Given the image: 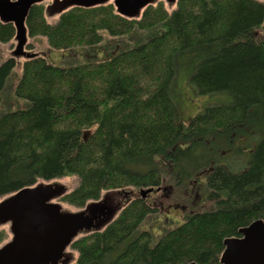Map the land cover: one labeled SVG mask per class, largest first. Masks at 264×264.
<instances>
[{
	"label": "trees",
	"instance_id": "16d2710c",
	"mask_svg": "<svg viewBox=\"0 0 264 264\" xmlns=\"http://www.w3.org/2000/svg\"><path fill=\"white\" fill-rule=\"evenodd\" d=\"M25 24L55 50L126 38L107 58L25 59L18 106L0 113V196L75 175L63 202L82 207L107 190L120 202L105 228L72 240L68 264H220L225 238L264 221V2L157 0L137 18L107 2L72 6L55 22L40 3ZM14 32L0 21V42ZM15 66L0 62V101ZM183 67L199 93L220 96L187 123L171 97ZM181 198L179 209H192L179 224L157 238L142 228L163 200L175 209Z\"/></svg>",
	"mask_w": 264,
	"mask_h": 264
},
{
	"label": "water",
	"instance_id": "95a60500",
	"mask_svg": "<svg viewBox=\"0 0 264 264\" xmlns=\"http://www.w3.org/2000/svg\"><path fill=\"white\" fill-rule=\"evenodd\" d=\"M43 0H0V21L15 28V57L30 58L25 51L27 28L25 20L32 5ZM112 1L115 11L127 18H137L142 9L157 0H52L46 6L54 13L72 7H92ZM169 7L176 0H164ZM152 188L140 189L142 198ZM58 182L24 187L0 201V225L9 223L11 238L0 246V264H67L73 258L66 251L72 239L81 231L101 230L116 215L120 204L113 191L105 192L98 200L86 203L83 209L69 211L55 197L65 193ZM239 236L223 240L220 264H264V221L256 219L239 229ZM187 264H196L189 262Z\"/></svg>",
	"mask_w": 264,
	"mask_h": 264
},
{
	"label": "rangeland",
	"instance_id": "374dc122",
	"mask_svg": "<svg viewBox=\"0 0 264 264\" xmlns=\"http://www.w3.org/2000/svg\"><path fill=\"white\" fill-rule=\"evenodd\" d=\"M260 1L264 2V0ZM42 3L44 6H46L51 4L52 0H44ZM55 7L48 10L50 14L46 17V19L49 22H55L58 18L57 13H54ZM125 42L126 38L124 39L122 37L117 38L104 35L101 42L93 48H83L84 50L77 51L70 48L55 50L50 48L44 36L38 35L31 37L28 35L26 41L27 45L24 47V50L37 53L42 56L44 55L52 64L64 66L75 61H89L98 58H107L108 56H111L113 53H115L117 49L123 46V43ZM15 46L16 40L14 37L8 42H0V62L7 58L15 57L13 55ZM14 59L16 61V66L13 68L12 74L8 79L5 90V98L4 100L0 101V113L8 110H14L18 106V103L13 101L15 96L12 90L21 76V63L24 61V57L20 56L15 57ZM189 76L190 73L187 72V69L184 67L181 68L178 71L176 80L174 82V87L171 92V97L177 104L181 114V119L185 123L189 122L190 119L201 113L206 107L215 105L218 101V97H220L214 93H199L194 85L190 83ZM54 181L60 183L65 191H70L77 184V177L75 175H66L52 180H39L34 184V186L37 184H46ZM2 198L3 196H0V199ZM51 201L59 203L64 210L77 211L84 208L63 202L59 199V196L53 198ZM172 202L177 208H172L174 210L168 208L167 203L165 200H163L159 206L158 212L154 213V215L143 224L142 228L149 230L157 238L166 229L172 228L173 226L179 224L183 220V216L190 212L192 208L179 209L180 207H184V205L187 204L184 198L172 200ZM209 202H206V198L205 200H201V205L197 207V209L201 210L203 208H207ZM168 209L170 210L167 211ZM0 228H2L7 233V238H10L9 223L3 225L1 224ZM68 251H71L75 257V252L71 248H68Z\"/></svg>",
	"mask_w": 264,
	"mask_h": 264
}]
</instances>
